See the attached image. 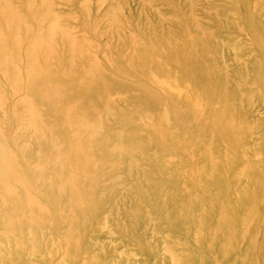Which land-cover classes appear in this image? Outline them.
<instances>
[{
  "label": "rangeland",
  "instance_id": "obj_1",
  "mask_svg": "<svg viewBox=\"0 0 264 264\" xmlns=\"http://www.w3.org/2000/svg\"><path fill=\"white\" fill-rule=\"evenodd\" d=\"M0 30L5 34L0 41V49L7 53L3 58L9 60L11 68H15L10 55L13 51H43L47 59L63 65L60 59H52L53 55L45 52L48 46H56L57 55L67 56L71 63L83 70H86L91 59H95L99 63L98 73L92 75V79L98 80L101 87L87 91L85 102L92 96L108 97L111 104L118 107L114 106L117 112L126 114V118L119 120V123L129 127L127 137L134 135L136 139L156 140L168 149L164 151L167 158L163 154L156 161L161 163L160 170L146 162L132 170L135 180L125 178L123 166L101 167L97 172V181L105 186L109 185L107 181L110 176L119 173V178L112 184L113 189L107 187L110 189L107 195L114 199L111 203L115 204L117 212L129 207L130 202L126 200L133 201V196L141 188L149 191L142 184L155 176L153 173L156 171V175L163 176V183L171 187L166 189L158 182L161 185L159 190L167 195L154 205L166 204L170 212L176 197L168 191L177 186L179 191L187 188V185L193 187L188 179L185 182L176 179L171 170L184 171L187 176L183 168L187 163L185 156L198 160L197 150L206 137L211 141L209 148L215 154L213 158L221 160L219 171L223 174L219 181V189L223 193L210 198L215 209L225 193L238 191L241 197L247 195L249 188L239 175L242 163L249 166L251 180L252 175L255 182L264 184V0H0ZM66 30L87 37L91 45L68 39ZM15 38L17 44L14 47ZM7 47L13 49L8 50ZM192 48L204 63L203 67L190 54ZM186 60L188 64L183 66ZM190 66L199 68L205 76H199L196 68L191 69ZM83 77V74H79L77 79L82 81ZM240 89L243 95L239 94ZM155 93L160 94L166 106L172 105L171 101L178 97L185 98L179 102L182 117L177 122L173 124L171 120L167 124L161 121L159 104L155 109L151 103L144 102L154 100ZM223 93H226L225 97L220 96ZM81 94L77 88L73 90L72 105ZM215 110L222 111L220 126L226 119L225 111H233L228 121L232 123L234 131L220 127L221 132L228 136L227 145L216 137L221 132L213 119ZM82 111L78 113L85 115ZM199 114H202L201 124ZM155 126H162L163 132L160 134L154 129ZM134 129L142 133L136 135ZM187 140L193 141L194 145H182ZM1 141H4L3 138ZM147 148L150 157L156 154L157 149L149 145ZM133 151L137 153L136 148ZM230 155L236 157L234 162H227ZM241 156H244L243 161L239 159ZM211 181L217 183L215 179ZM155 188L152 187V190ZM181 192L184 197L185 193ZM130 193H134L133 196ZM117 195L120 196L116 198ZM237 201L228 199L231 206ZM0 213L10 212L2 209ZM120 213L113 217L101 211L89 223L80 221L76 243L79 252L68 264H82L94 252H99V255L89 264H168L166 245L179 241L180 245L186 246L184 249L190 244L195 246L198 256L185 250L183 254L177 253L181 261L175 264H200L197 257L203 258L204 264H211L206 250L212 243L210 238L204 239L203 245L196 247L192 243L196 231L181 233L178 224L171 237L167 230L169 220L160 226L152 210L148 216L146 214L151 227L143 230L146 223L141 215L137 218L136 226L125 229L123 223L129 216ZM214 214L213 210L203 231L207 232L212 226ZM71 215L68 212L63 217L71 218ZM248 216L249 213L242 211L233 216V221L238 223ZM0 232H4L3 229L0 228ZM162 239L167 241L163 242ZM57 240L61 241L60 245L65 241L61 235ZM144 246L149 247L153 255ZM89 247H93L92 250L88 251ZM39 250L44 253L43 249ZM12 254L15 255L9 250L7 257L1 256V264L25 263L23 255L13 257ZM252 259L259 260L258 254L255 253ZM37 262L59 264L56 258L49 262Z\"/></svg>",
  "mask_w": 264,
  "mask_h": 264
},
{
  "label": "bare ground",
  "instance_id": "obj_2",
  "mask_svg": "<svg viewBox=\"0 0 264 264\" xmlns=\"http://www.w3.org/2000/svg\"><path fill=\"white\" fill-rule=\"evenodd\" d=\"M4 36V32L0 30V41ZM65 36L84 45H91L87 37L77 36L71 30H66ZM16 40L17 38L13 40L14 47ZM6 49L11 50L13 47ZM45 52L53 55L52 59H60L63 65L47 59L43 51H13L10 55L15 68H11L9 60L3 58L7 53L0 49V212L2 209L10 212L0 213V228L4 231L0 232V257H7L9 250H12L15 255L25 257L24 264H41L37 260L49 262L54 258L59 264H68L79 252L76 243L80 221L89 223L101 211L113 217L121 212L120 214L129 216L123 224L125 229H130L136 226L138 216L143 215L141 218L146 223L143 228L145 231L148 226L151 227L146 214L148 216L152 210L160 226L169 220L167 230L170 236L178 224L181 233L190 234L196 231L192 242L196 247L202 246L204 239L210 238L212 243L206 250L211 264H264V225L261 226L264 221V184L255 182L252 175L251 180L249 166L242 163L239 175L249 188L247 195L241 197L238 191L225 193L215 209L210 198L223 193L219 189L223 174L219 171L221 160L213 158L215 154L209 148L211 141L207 137L197 150L198 160L185 156L187 163L183 168L187 176L184 171L171 170L176 179L180 182L188 179L193 187L190 188L186 184L187 188L181 190L185 193L184 197L181 196L182 192L178 186L168 191L176 197V200L174 198L172 201L170 212L167 211L166 204L154 205L167 195L159 190L161 185L158 182L166 189L171 187L163 183V176L156 175L158 171L142 184L150 192H144L141 188L139 193L135 194L136 197L132 195L134 193H130L133 201L126 200L130 202V206L117 212V207L111 203L112 196L107 194L113 189L112 184L119 178V173L110 176L107 181L109 185L105 186L97 181V172L101 167L123 166L125 178L134 179L136 176L132 170L140 168V165L146 162L160 170L161 163L156 161H159L163 154L167 158L164 151L168 149L156 140L136 139L137 137L131 134L127 137L129 127L119 123V120L126 118V114L117 112L108 97L92 96L85 102L87 91L101 87L98 80L92 79V75L98 73L96 70L99 63L95 59H91L86 70H83L71 63L67 56L57 55L56 46H48ZM190 54L196 58L194 60L202 63L203 67L204 63L199 60L194 48L190 50ZM187 64V60L183 61V66ZM190 68H196L199 76H205L199 68ZM79 74L84 75L82 81L77 79ZM75 88L82 94L72 105L71 96ZM139 88L141 89L140 86ZM239 94L243 95L242 89ZM220 96L225 97L226 93ZM155 97L154 100L144 102L151 103L155 109L159 104L158 114L161 121L170 124L172 120L174 124L182 117L179 102L183 101L184 97L172 100V105L169 106H166L160 94L155 93ZM79 110H83L85 115L78 113ZM214 114L213 119L219 125L217 128L220 132V127L234 131L232 123L228 121L233 115L232 110L225 111L226 119L223 120L222 126L219 121L222 111L215 110ZM201 117L202 114H199L200 124ZM154 129L160 134L163 132L162 126H155ZM134 132L136 135L142 133L139 129H134ZM221 133L216 137L218 136L222 144L227 145L228 136L224 132ZM1 138L4 141H1ZM185 144L194 145V142L187 140L182 145ZM148 145L157 149L156 154L151 157L146 152ZM133 148L137 149V153ZM256 157L257 155L254 156ZM239 159L243 161L244 156ZM235 160L234 155L227 158V162ZM199 162L202 163L198 164ZM211 179H215L217 183ZM228 199L238 201L231 206ZM149 208L150 210L146 211ZM237 209V212L234 211ZM213 210L215 220H212L209 232L203 231L204 224L212 216ZM242 211L249 213L248 218L234 222L233 216ZM68 212L72 213L71 218H64L63 215ZM181 220L183 222H179ZM60 235L65 239L61 245V241L57 240ZM185 247L180 245V241L166 245V262L178 263L181 257L177 253L183 254L185 250L198 256L195 246L190 244L187 249H184ZM92 248L89 247L88 251ZM144 248L153 255L149 247ZM39 249H43L44 253ZM255 253L259 256L257 261L252 259ZM15 255L12 254L13 257ZM98 255L99 252L89 254L82 264L94 262ZM197 261L204 264L201 257H197Z\"/></svg>",
  "mask_w": 264,
  "mask_h": 264
}]
</instances>
